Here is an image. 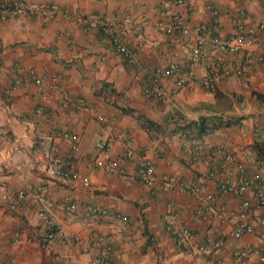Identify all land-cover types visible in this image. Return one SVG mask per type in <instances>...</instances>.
<instances>
[{"label": "crops", "instance_id": "obj_1", "mask_svg": "<svg viewBox=\"0 0 264 264\" xmlns=\"http://www.w3.org/2000/svg\"><path fill=\"white\" fill-rule=\"evenodd\" d=\"M24 1L50 4L57 14L52 20L38 15L0 20V264H95L105 255L92 246L94 232L111 241V264H258L257 255L243 261L235 254L264 252V207L247 190L243 197L251 212L246 214L242 199L221 195L209 173L226 179L233 166L226 159L230 155L264 180L254 149L257 141L264 142V102L255 94L264 96V61H258L264 58V30L250 53L253 64H247L245 52L221 55L209 39L192 82L175 93L176 81L165 71L172 64L189 65L198 27L214 20L208 5L221 12L219 34L228 38L239 25L257 27L264 18V0ZM97 14L124 35L130 58L115 53L107 36L85 28ZM161 26L177 29L169 35ZM234 61L245 65L244 77L213 78L215 68ZM30 69L45 78L43 86L28 81ZM208 80L227 99L218 100L205 87ZM147 83L156 84L167 100L148 95ZM55 86L63 97L52 92ZM67 98H84L86 106H72ZM215 116L242 120L201 139L178 131L190 121ZM59 132L78 140L63 139ZM100 142L110 143L105 153ZM199 151L212 155L209 164L195 160ZM55 157L72 160L79 180L51 178L47 168ZM101 158L119 162L131 174L140 161L150 160L155 186L106 171L95 164ZM168 180L194 183L198 190L167 191ZM41 186L42 198L37 191ZM20 190L27 195L14 205ZM207 195L213 200L206 201ZM39 204L47 206L60 232L53 242L47 241ZM91 206L98 211L89 215ZM241 223L253 226L255 233L236 238ZM184 229L196 234L186 249L176 244ZM208 235L223 241L212 255L195 248ZM75 236L84 244L73 243Z\"/></svg>", "mask_w": 264, "mask_h": 264}, {"label": "built area", "instance_id": "obj_2", "mask_svg": "<svg viewBox=\"0 0 264 264\" xmlns=\"http://www.w3.org/2000/svg\"><path fill=\"white\" fill-rule=\"evenodd\" d=\"M207 9L213 14L214 20L209 25H201L197 29L196 45L192 51V58L188 66H182L179 64L170 65L165 71V76L167 78H173L176 81L175 93L185 87L189 82H192L196 77V70L199 64V60L205 49L207 41L210 39L212 41V47L215 51L221 55H230L238 53H248L249 57L247 59V64H253L256 62L250 55L254 52L259 45L258 35L264 30V18L257 25L256 28L246 30L244 26L239 25L234 32L228 38H223L219 34L220 29V17L221 12L211 5L207 6ZM56 9L47 3L41 4H30L24 0H0V20L5 19H15L20 15H38L46 20H52L56 17ZM85 28L87 30H96L101 32L103 35L109 38L111 47L115 53L128 57L129 50L124 42V35L118 32L114 26L101 14L95 15L90 20L86 21ZM176 27H166L161 26L159 28L165 34L173 35L176 32ZM183 34H188V29H183L181 31ZM259 62L264 61V58H259ZM214 79H220L228 74H235L238 77H244L246 74L245 65L241 61H234L220 69L219 67L214 70ZM28 81L33 82L38 86H43L45 83V78L40 76L34 69H30L27 74ZM212 80L206 81L205 87H209ZM145 91L152 98L159 101H166L168 96L165 95L163 91L158 89L156 84L147 83L145 86ZM52 92L58 96L63 97L62 90L55 86L51 88ZM66 103L71 104L75 107H85L86 100L84 98H67ZM40 113H46V115H51L46 111L44 107H38L37 109ZM100 121H104V117H99ZM108 128L114 130L113 125L109 124ZM57 135L63 139L72 140L76 142L78 140L77 135H72L68 133L59 132ZM124 138H127V134H122ZM100 148L105 153L106 149L110 146V143L100 142ZM211 154L207 151H199V154L195 157V160L203 158L206 164L210 163ZM226 159L231 162L233 166L227 169V178L222 179L220 174L216 171L210 172L209 177L212 181L217 182L220 188L221 195L235 194L242 199V208L245 209L246 214L251 212L250 204L245 197H243L247 190H252L258 199V205L264 207V180L260 173L249 171L246 166L235 161V159L228 155ZM99 167H103L106 171L117 172L124 180L134 182L136 179H140L146 186L153 188L155 186V176L156 170L154 164L148 160L143 159L138 164V169L136 174L128 173L123 170L119 162H108L104 158L97 160L95 163ZM47 174L54 179L61 181H76L79 180V174L74 168V163L70 159H64L61 157H55L51 160L47 168ZM235 180H238L239 186L235 187ZM166 190L172 191L176 190L182 194H194L198 190V185L189 182H178L176 180L166 181ZM84 184L88 185L89 180L84 179ZM38 196L41 198L45 193V187L41 186L37 189ZM27 191L20 190L16 195V202L14 205H18L25 199ZM7 198V197H5ZM213 200L212 195H207L206 201ZM70 210H77V205L75 203H68ZM38 215L43 219L44 224L48 230L47 241L53 242L57 239L60 232L57 230L54 219L50 213L47 206L40 205L37 207ZM98 209L94 207L88 208V214H94ZM255 230L253 226L241 223L236 232L235 237L241 238L244 234H253ZM196 234L189 230L184 229L180 232L178 238L176 239V244L183 249L191 246V241L195 238ZM71 241L77 245H83L84 241L81 237H71ZM92 246L97 249H101L105 256H99L95 259V264H111L110 255L113 253V246L108 238L102 237L98 233L94 232L92 234ZM223 247V241L216 239L212 235L205 237V244L197 245L195 248L206 255H212L215 251H220ZM193 248V247H192ZM257 255L259 260L258 264H264V252L255 249H244L242 251L236 252V257L245 261L250 255ZM223 264V263H220Z\"/></svg>", "mask_w": 264, "mask_h": 264}, {"label": "trees", "instance_id": "obj_3", "mask_svg": "<svg viewBox=\"0 0 264 264\" xmlns=\"http://www.w3.org/2000/svg\"><path fill=\"white\" fill-rule=\"evenodd\" d=\"M1 50V47H0ZM207 89L216 93L218 100H224V94L215 88L214 83H210ZM257 98L264 102V96L255 93ZM242 119H227L224 120L221 117H211V118H201L198 121H190L186 123L183 127H180L178 131L183 133L187 138L201 139L207 135H210L218 130L224 128H232L238 126ZM254 149L257 153V161L261 163L264 167V142L257 141L255 143Z\"/></svg>", "mask_w": 264, "mask_h": 264}]
</instances>
